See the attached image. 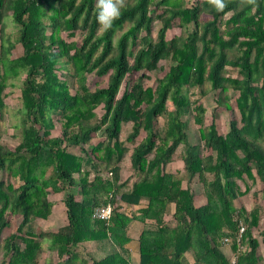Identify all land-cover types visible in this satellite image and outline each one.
Segmentation results:
<instances>
[{
  "label": "trees",
  "instance_id": "obj_1",
  "mask_svg": "<svg viewBox=\"0 0 264 264\" xmlns=\"http://www.w3.org/2000/svg\"><path fill=\"white\" fill-rule=\"evenodd\" d=\"M224 2L218 11L208 0H125L101 31L96 0H0V119L9 88H20L19 142L0 133V264H134L135 241L139 264H264L260 208L236 205L248 180L259 179L264 195V0ZM77 32L80 42L68 41ZM162 61L164 76L141 84ZM95 76H108L107 86L92 87ZM210 93L226 110L235 93L239 117L225 134L215 116L203 125L200 100ZM180 148L184 166L169 171ZM53 194L65 221L30 229L49 222ZM106 206L111 220L95 218Z\"/></svg>",
  "mask_w": 264,
  "mask_h": 264
},
{
  "label": "rangeland",
  "instance_id": "obj_2",
  "mask_svg": "<svg viewBox=\"0 0 264 264\" xmlns=\"http://www.w3.org/2000/svg\"><path fill=\"white\" fill-rule=\"evenodd\" d=\"M188 2H191L193 0H187ZM161 24L159 20H156L153 23L152 26V38L155 39L157 36V32L160 28ZM128 26L125 27L124 31L127 29ZM193 29V25L190 26V30ZM7 31L10 33H13V38H15L16 34H15V29L13 26H9L7 28ZM123 33V31H119L117 34V37H119L121 34ZM181 34V31L176 28L174 30H171L168 32V38H172L174 35L179 36ZM64 36H66L67 34H63ZM83 34L81 32H77L76 35L74 37H67L68 41H78L80 42V40L82 39ZM22 53V49L21 47L17 44L16 49L13 52V57L19 56ZM160 66L161 69L155 71V72H151L148 73L149 75V79H140V83L145 85V86H153L155 84L156 78H161L162 76H164L165 72L168 69V63L167 61H162L160 62ZM143 74V72H140L138 74H136L135 78L138 79L139 77H141ZM108 83V76H104L102 78H99L97 76H95L92 81L89 82V84L92 87H99V88H103L106 87ZM18 83L15 82V86L14 87H10L9 90L11 91V94L9 95L8 99H7V109H5V113H4V118L0 119V133L2 136L1 141L4 144H9L10 146H15L19 141L18 138H15L14 134H15V129L12 127L14 124L19 122V115H17V112H19V108H20V101H19V96H20V88L17 86ZM235 97V93L231 95V101H230V106L232 107V109L226 110L222 107H219L218 104L215 102V97H214V93H210L209 95H207L205 98L201 99L200 102L204 103V106L206 108V113L204 114V118H203V125H209L211 124L213 117H216V124H217V128L220 134H225L229 128V122L230 120L236 119L239 117L238 111L235 108V101L234 98ZM168 108L169 110H172L173 106L172 103L169 102L168 103ZM99 114H102L103 112L99 109L98 110ZM194 117H191V120L189 122V126H190V135L191 138H193V140H195L197 138V132L198 129L200 127V125L195 123ZM57 125V124H56ZM132 128V124L129 123L127 125H125L123 127L124 129V135L127 132H130ZM53 136H58L60 135L59 132V125H57L56 129H54L53 131ZM144 137V132L141 133V135L138 138V141H140L142 138ZM101 138H103L102 135H96L94 138V141L92 142V144H95L96 142H98ZM182 154H183V148H180L177 150V152L175 153V155L173 156V161L170 163V165H168L167 169L169 171L175 172L177 170H182L184 164L182 161ZM129 154H127L124 158V162L122 164V179L125 180L127 179L131 174L130 172V159H129ZM0 177H2L0 175ZM247 183L249 185H251V189L250 191L240 197L237 201H236V205L238 207H245L246 210L248 212H250L251 210H253L256 207H259L261 215H260V221L257 227L254 228V236L258 239V241L260 242V252L264 255V244H263V239H264V195L262 193V188H263V184L262 182L257 179V181L255 183H252L250 180L247 181ZM239 185L242 188V191L245 190L246 186L244 185L243 182L239 181ZM51 200L54 201H59L60 200V196L59 195H51L50 196ZM197 203L201 204L203 203V199L200 198V196H198L197 198ZM59 205H57V209H55V214H53V216L49 219L48 223H45L44 221H33L30 229L32 230H40L41 228H46V229H55L59 224H62L65 221V217H64V211L61 209L62 206L60 205V202H58ZM21 221V217L16 216L14 218H12L11 221V227L8 228L5 231V235L8 232L11 231H15L19 225ZM230 247L227 248L226 253L230 254ZM230 257H233V255H231Z\"/></svg>",
  "mask_w": 264,
  "mask_h": 264
},
{
  "label": "clouds",
  "instance_id": "obj_3",
  "mask_svg": "<svg viewBox=\"0 0 264 264\" xmlns=\"http://www.w3.org/2000/svg\"><path fill=\"white\" fill-rule=\"evenodd\" d=\"M218 11L225 8L224 0H208ZM254 2V0H249ZM97 22L101 26V31L109 30L113 22L121 15V9L125 7V0H96Z\"/></svg>",
  "mask_w": 264,
  "mask_h": 264
},
{
  "label": "built area",
  "instance_id": "obj_4",
  "mask_svg": "<svg viewBox=\"0 0 264 264\" xmlns=\"http://www.w3.org/2000/svg\"><path fill=\"white\" fill-rule=\"evenodd\" d=\"M112 213V206L101 207L96 210L94 217L100 220L110 221L112 218ZM241 231H243V229H241Z\"/></svg>",
  "mask_w": 264,
  "mask_h": 264
},
{
  "label": "crops",
  "instance_id": "obj_5",
  "mask_svg": "<svg viewBox=\"0 0 264 264\" xmlns=\"http://www.w3.org/2000/svg\"><path fill=\"white\" fill-rule=\"evenodd\" d=\"M63 211H64V209H63V207L61 208ZM132 209V208H131ZM133 209H137V207H135V208H133ZM56 212H54V214H55ZM53 216V215H52ZM51 216V217H52ZM50 217V218H51ZM49 218V219H50ZM134 239H136V237H134ZM131 254H132V258H133V260H134V264H139V254H138V243L135 241V242H133V243H131Z\"/></svg>",
  "mask_w": 264,
  "mask_h": 264
}]
</instances>
